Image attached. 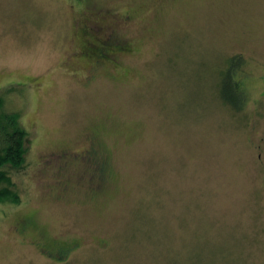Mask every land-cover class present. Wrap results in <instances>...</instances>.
Masks as SVG:
<instances>
[{
  "label": "rangeland",
  "instance_id": "1",
  "mask_svg": "<svg viewBox=\"0 0 264 264\" xmlns=\"http://www.w3.org/2000/svg\"><path fill=\"white\" fill-rule=\"evenodd\" d=\"M0 104V264H264V0H0Z\"/></svg>",
  "mask_w": 264,
  "mask_h": 264
},
{
  "label": "trees",
  "instance_id": "2",
  "mask_svg": "<svg viewBox=\"0 0 264 264\" xmlns=\"http://www.w3.org/2000/svg\"><path fill=\"white\" fill-rule=\"evenodd\" d=\"M243 60L241 55L233 56L221 70L227 87V91L223 92L225 103L235 110L243 109L246 103L243 85L238 79ZM26 139L27 131L21 126L19 114L4 112L0 108V200H19L10 170L24 165Z\"/></svg>",
  "mask_w": 264,
  "mask_h": 264
},
{
  "label": "flooded vegetation",
  "instance_id": "3",
  "mask_svg": "<svg viewBox=\"0 0 264 264\" xmlns=\"http://www.w3.org/2000/svg\"><path fill=\"white\" fill-rule=\"evenodd\" d=\"M94 46L96 48V52L98 53V58H100V59L104 58L105 54H106L105 49H107L108 43L103 42V41H99V43L97 45H94ZM117 49L119 50V48H117ZM98 61H100V60H98ZM65 252H66L65 249H62V250L57 249L58 257Z\"/></svg>",
  "mask_w": 264,
  "mask_h": 264
}]
</instances>
